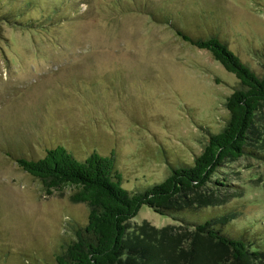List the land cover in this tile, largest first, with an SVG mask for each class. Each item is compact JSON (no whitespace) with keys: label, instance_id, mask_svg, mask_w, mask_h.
I'll return each instance as SVG.
<instances>
[{"label":"rangeland","instance_id":"obj_1","mask_svg":"<svg viewBox=\"0 0 264 264\" xmlns=\"http://www.w3.org/2000/svg\"><path fill=\"white\" fill-rule=\"evenodd\" d=\"M21 6L22 20L47 25L0 20V264H53L87 205L68 187L47 189L7 153L38 158L61 144L82 160L113 151L133 190L192 163L223 126L237 79L171 24L193 37L215 32L263 74L264 0H1L0 15ZM219 169L242 187L224 205L229 223L264 245V161ZM143 221L181 223L145 204L130 222Z\"/></svg>","mask_w":264,"mask_h":264},{"label":"trees","instance_id":"obj_2","mask_svg":"<svg viewBox=\"0 0 264 264\" xmlns=\"http://www.w3.org/2000/svg\"><path fill=\"white\" fill-rule=\"evenodd\" d=\"M24 8L11 9L0 20L28 28L47 25L45 19L22 20ZM171 27L235 75L237 83L224 103L226 120L208 133L192 163L171 166L162 180L143 189L123 186L113 151H92L82 160L61 144L46 147L38 158L9 151L19 168L44 187H68L72 200L87 205L86 222L72 225L73 238L61 246L53 264H264V245L231 225L233 214L225 211V203L241 196L242 187L218 175L222 165L242 157L264 161V73L252 70L215 32L206 29L211 35L193 37ZM143 204L181 223L131 224ZM194 215L200 219L192 221Z\"/></svg>","mask_w":264,"mask_h":264}]
</instances>
